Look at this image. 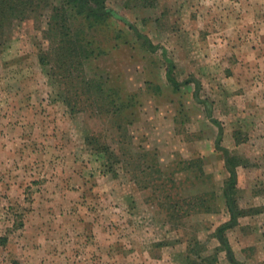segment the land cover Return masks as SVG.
I'll use <instances>...</instances> for the list:
<instances>
[{
  "label": "rangeland",
  "instance_id": "374dc122",
  "mask_svg": "<svg viewBox=\"0 0 264 264\" xmlns=\"http://www.w3.org/2000/svg\"><path fill=\"white\" fill-rule=\"evenodd\" d=\"M46 1L0 0V264H233L230 169L235 212H262L225 233L264 264V0H105L89 35L74 14L99 53L74 110L39 59L73 8Z\"/></svg>",
  "mask_w": 264,
  "mask_h": 264
},
{
  "label": "trees",
  "instance_id": "16d2710c",
  "mask_svg": "<svg viewBox=\"0 0 264 264\" xmlns=\"http://www.w3.org/2000/svg\"><path fill=\"white\" fill-rule=\"evenodd\" d=\"M4 2H7L8 0H3ZM44 4H49L50 2H47L44 0ZM52 3V2H51ZM50 3V4H51ZM66 5H71L73 8V14H67L64 15L66 11H61L60 8L54 7L55 14L51 15V19L48 20L49 25V34L50 37L54 38V40L59 42L56 47L52 46L50 48V55H40L39 59L42 64H48L49 61L54 62V67H59L60 72L61 70L63 73H61L62 77L69 80L68 82V88L67 93L68 95L65 97L66 101L69 104V107L72 108V110L77 108V105L72 103V90L74 91V96H78V92L82 91L83 89L80 87L78 89L71 87L74 84V79L81 78L78 77V73L76 74V71L79 68V73H84V65L85 63L89 61H97V57L99 53H95L94 50L90 49H84L82 45H80L78 42L80 40L77 39L78 34L83 29L75 28L70 25L71 18L74 17V14L79 17L82 16L83 21L84 19L88 21L89 23L86 25L84 24V30L83 32L86 35L88 34V30H91L94 27V24L99 21L100 18H103L104 16V4L105 0H67L65 3ZM149 7L152 6L151 4H147ZM63 12V13H62ZM70 12V10H69ZM62 14V15H61ZM100 22L97 23L99 25ZM91 40V39H89ZM93 40L90 42H87V44H92ZM86 46V45H85ZM87 47V46H86ZM88 48V47H87ZM100 51V50H98ZM83 52V53H82ZM46 54V53H45ZM52 56V57H51ZM83 66V69H82ZM60 76V73H58ZM170 80L175 83L174 77L169 76ZM85 85L84 90L88 92H97L98 94L103 95V92L105 91L103 88V84L101 82H98L96 80L86 81L83 79L82 83ZM87 86V87H86ZM200 84L196 83V97L199 95V88ZM107 100L108 98L105 97ZM96 108L98 110L102 109V105H96ZM219 147V145H218ZM231 177L229 182L227 183L226 187H224V197L227 199L228 205H229V212H230V221L220 227L217 231V236L219 237L220 243L222 245V248L227 252V256L229 260L233 264H245L242 261H239L236 259L233 249L230 243V240L228 238V234L226 235V231H229L236 226H238V220L241 215H248V214H256L259 212H262L261 210H251L244 213H237L233 209V195H232V188L236 181V173L234 170L230 169ZM264 210V209H263ZM220 248V247H219Z\"/></svg>",
  "mask_w": 264,
  "mask_h": 264
},
{
  "label": "crops",
  "instance_id": "0c3cea01",
  "mask_svg": "<svg viewBox=\"0 0 264 264\" xmlns=\"http://www.w3.org/2000/svg\"><path fill=\"white\" fill-rule=\"evenodd\" d=\"M251 9V8H250Z\"/></svg>",
  "mask_w": 264,
  "mask_h": 264
}]
</instances>
